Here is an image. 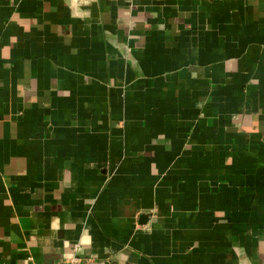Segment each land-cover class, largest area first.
I'll return each mask as SVG.
<instances>
[{"label": "crops", "instance_id": "1", "mask_svg": "<svg viewBox=\"0 0 264 264\" xmlns=\"http://www.w3.org/2000/svg\"><path fill=\"white\" fill-rule=\"evenodd\" d=\"M264 264V0H0V264Z\"/></svg>", "mask_w": 264, "mask_h": 264}, {"label": "built area", "instance_id": "2", "mask_svg": "<svg viewBox=\"0 0 264 264\" xmlns=\"http://www.w3.org/2000/svg\"><path fill=\"white\" fill-rule=\"evenodd\" d=\"M58 264H88L87 262L83 261L80 258H74L72 260L69 261H64V262H60Z\"/></svg>", "mask_w": 264, "mask_h": 264}, {"label": "clouds", "instance_id": "3", "mask_svg": "<svg viewBox=\"0 0 264 264\" xmlns=\"http://www.w3.org/2000/svg\"><path fill=\"white\" fill-rule=\"evenodd\" d=\"M83 2H84V3H88V2H89V0H83Z\"/></svg>", "mask_w": 264, "mask_h": 264}]
</instances>
